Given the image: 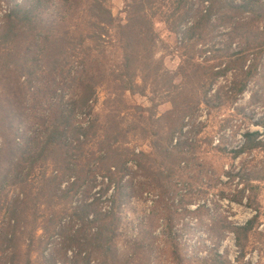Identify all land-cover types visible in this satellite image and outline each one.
I'll return each instance as SVG.
<instances>
[{"label":"trees","instance_id":"trees-1","mask_svg":"<svg viewBox=\"0 0 264 264\" xmlns=\"http://www.w3.org/2000/svg\"><path fill=\"white\" fill-rule=\"evenodd\" d=\"M110 2L22 0L1 10L0 264H155L156 254L186 264L171 224L156 249L149 230L123 239L124 206L138 173L164 191L194 154L189 122L213 105L219 78L243 75L231 98L245 92L264 52V1L123 0L119 18ZM156 21L179 38L176 72L157 57ZM134 96L149 106L129 104ZM254 125L264 130V116ZM260 137L247 131L228 153L264 150ZM249 184L231 201L245 198L254 216L224 227L239 253L231 263L216 251L208 264H264L260 206L244 197L258 185ZM256 237L258 258L245 260Z\"/></svg>","mask_w":264,"mask_h":264},{"label":"rangeland","instance_id":"rangeland-1","mask_svg":"<svg viewBox=\"0 0 264 264\" xmlns=\"http://www.w3.org/2000/svg\"><path fill=\"white\" fill-rule=\"evenodd\" d=\"M21 1L0 0V15L9 3L18 4ZM110 9L116 18L122 17L123 0H111ZM155 29L165 44V49L158 50L157 57L163 59L168 70L176 72L183 53L178 49L179 38L170 34L158 21L155 22ZM260 30L264 35V27ZM255 66L257 70L249 79L245 92L235 100L231 98V93L243 75L229 74L216 81L210 93L213 105L210 108L202 106L203 109L189 122L194 154L191 153L190 159L176 168L174 177L164 184V191L155 184L146 188L141 174L134 176V191H131L134 198L124 206L129 221L123 223V239L132 236L141 238L149 230L158 240L157 246H154L156 249L164 240L160 237L166 231V225L171 224L186 264H208L216 251L233 263L239 252L234 236L224 227L243 225L254 216L255 212L246 206L245 198L242 205L231 201L243 195L240 191L249 182L258 185V189L245 191L244 197L254 198L255 205L260 206L258 231L264 233V150L246 153L236 159L228 153L243 144V135L247 131L260 132L259 140L264 141V130L254 125V121L264 116V52L257 58ZM182 80L177 77V83ZM215 94L220 100L213 98ZM127 100L131 105L149 106L148 101L139 96L128 97ZM168 110L169 106L163 105L158 113L164 114ZM215 147L224 148L225 153L217 152ZM143 149L150 151L148 144ZM221 193H224L223 197ZM255 241L260 240L257 237L250 240L255 248L248 250L245 260L255 261L258 258L257 251L262 246ZM116 249L120 255H125L126 240L117 242ZM155 264L169 262L156 254Z\"/></svg>","mask_w":264,"mask_h":264}]
</instances>
